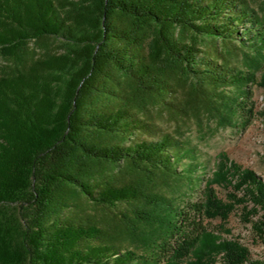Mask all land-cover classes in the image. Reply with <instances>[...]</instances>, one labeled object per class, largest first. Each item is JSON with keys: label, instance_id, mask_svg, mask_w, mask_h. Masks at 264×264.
I'll list each match as a JSON object with an SVG mask.
<instances>
[{"label": "trees", "instance_id": "16d2710c", "mask_svg": "<svg viewBox=\"0 0 264 264\" xmlns=\"http://www.w3.org/2000/svg\"><path fill=\"white\" fill-rule=\"evenodd\" d=\"M253 85L251 0H0V264H264L207 226L264 243V177L183 130L247 125Z\"/></svg>", "mask_w": 264, "mask_h": 264}, {"label": "rangeland", "instance_id": "374dc122", "mask_svg": "<svg viewBox=\"0 0 264 264\" xmlns=\"http://www.w3.org/2000/svg\"><path fill=\"white\" fill-rule=\"evenodd\" d=\"M252 3L264 13V0H251ZM253 94L250 102L253 103L254 115L250 117L247 125H219L206 117L201 122L195 118L188 119L183 130L186 138L197 145L200 152V161L207 165V174L220 154L227 155L233 161L245 168H251L264 177V88L253 85ZM164 127H172L168 119L163 120ZM221 197L227 191L214 186ZM241 207L230 215L225 224L220 220H210L207 226L223 237H235L250 249V258L264 260V243L253 233L251 225L240 219ZM230 231L227 234L222 226Z\"/></svg>", "mask_w": 264, "mask_h": 264}]
</instances>
